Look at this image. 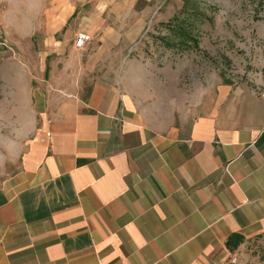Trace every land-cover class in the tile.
Here are the masks:
<instances>
[{
	"label": "crops",
	"instance_id": "1",
	"mask_svg": "<svg viewBox=\"0 0 264 264\" xmlns=\"http://www.w3.org/2000/svg\"><path fill=\"white\" fill-rule=\"evenodd\" d=\"M158 1L58 0L8 36L0 264H228L264 234V81L134 53Z\"/></svg>",
	"mask_w": 264,
	"mask_h": 264
},
{
	"label": "rangeland",
	"instance_id": "2",
	"mask_svg": "<svg viewBox=\"0 0 264 264\" xmlns=\"http://www.w3.org/2000/svg\"><path fill=\"white\" fill-rule=\"evenodd\" d=\"M57 1L0 0V50L13 45L8 36L20 28L33 29L35 14L47 16ZM151 8L141 39L131 44L142 49L134 53L179 65L188 87L209 73L230 81H264V0H159ZM176 16L192 23L199 48L169 49L162 44L159 37L170 33L168 24ZM229 260L264 264V234L245 240Z\"/></svg>",
	"mask_w": 264,
	"mask_h": 264
},
{
	"label": "trees",
	"instance_id": "3",
	"mask_svg": "<svg viewBox=\"0 0 264 264\" xmlns=\"http://www.w3.org/2000/svg\"><path fill=\"white\" fill-rule=\"evenodd\" d=\"M190 14L187 15L189 17ZM179 21L176 25L174 22ZM188 19H180L176 16L173 21L168 24L170 28V33L168 35H163L159 37L162 44L166 48L174 49L179 48L183 50H188L191 48H199V39L193 33L192 23H187ZM245 242V237L241 234H233L229 237L227 241V247L231 252L236 251Z\"/></svg>",
	"mask_w": 264,
	"mask_h": 264
},
{
	"label": "built area",
	"instance_id": "4",
	"mask_svg": "<svg viewBox=\"0 0 264 264\" xmlns=\"http://www.w3.org/2000/svg\"><path fill=\"white\" fill-rule=\"evenodd\" d=\"M91 40H92V36L90 34L86 32H80L76 36L75 45L81 48L84 45H86L88 42H90ZM256 91L262 98H264V82L262 84L256 85ZM233 261H236V258H234Z\"/></svg>",
	"mask_w": 264,
	"mask_h": 264
}]
</instances>
